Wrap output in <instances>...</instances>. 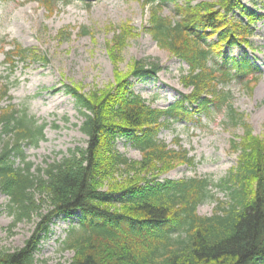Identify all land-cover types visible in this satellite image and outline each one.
Listing matches in <instances>:
<instances>
[{
	"label": "trees",
	"instance_id": "1",
	"mask_svg": "<svg viewBox=\"0 0 264 264\" xmlns=\"http://www.w3.org/2000/svg\"><path fill=\"white\" fill-rule=\"evenodd\" d=\"M33 1L53 12L63 0ZM145 3L153 10L147 31L190 66L182 78L189 92L169 107H154L132 90L129 77H156L162 70L160 62L150 58L135 60L125 75L116 69V82L106 89L85 92L65 84L84 117L81 129L88 136L87 146L36 166L28 160L26 148L46 138L48 122H40L28 105L11 103L13 83H3L0 100L10 101L0 107V186L10 197L17 222L35 213L42 221L24 247L0 248V264H36L35 254L53 219L77 212L79 223L63 240V247L74 251L70 264H264V135L254 133L244 114L234 108L231 93L219 87L238 79L252 90L251 83L260 80L259 69L249 58H230L223 49L252 47L255 23L264 12L250 10L244 0ZM167 3L174 4L179 19L157 14ZM238 10L242 18L236 16ZM135 31L122 25L108 43L115 63ZM29 58L48 60L18 42L5 51V63L12 68ZM251 73L253 80L247 78ZM223 109H228L229 121L245 129L233 145L238 163L221 183L229 200H219L212 216H202L197 209L210 195V179L158 176L177 163H195L188 150L171 147L159 133L174 120L192 119L197 111ZM120 137L142 152L140 160L117 149ZM45 202L49 212L43 214Z\"/></svg>",
	"mask_w": 264,
	"mask_h": 264
},
{
	"label": "rangeland",
	"instance_id": "2",
	"mask_svg": "<svg viewBox=\"0 0 264 264\" xmlns=\"http://www.w3.org/2000/svg\"><path fill=\"white\" fill-rule=\"evenodd\" d=\"M145 1L63 0L49 12L47 7L33 0H0V90L9 80L13 83L11 103L17 107L28 105L40 122H48L46 138L38 146L26 148L28 160L36 166H45L47 159H61L75 147L87 146L88 136L81 129L84 117L74 97L66 92L65 84L78 85L85 92L106 89L115 84L116 69L125 75L135 60L150 58L159 61L162 70L156 77H129L133 91L157 108H167L177 102L183 92H189L182 78L190 66L161 47L147 31L153 10ZM202 1L215 0H194V3ZM244 3L250 10L264 12L262 0H244ZM157 14L180 18L173 3H167ZM235 14L242 18L239 10ZM128 24L136 29L135 35L128 37L120 62L115 63L108 43L112 44L121 26ZM254 27L250 38L253 48L226 46L223 52L230 58H249L259 69L260 80L251 83L255 85L252 90L238 79L219 87L231 93L234 108L244 114L254 133L264 135V18ZM85 29L91 33L84 34ZM212 40H216V36L209 39ZM14 42L37 50L48 60L29 58L12 68L5 63V51ZM247 78L253 80L254 74ZM9 101L7 97L0 100V107ZM227 113L228 109L211 110V113L200 110L192 119L174 120L159 133L160 139L171 147L181 146L188 150L195 157V163H177L158 176L173 180L210 179V195L197 209L202 216H212L219 200H229L221 183L238 163L239 152L233 145L245 128L229 121ZM176 139L180 140L179 144ZM116 147L132 159L142 158V152L127 137H120ZM116 180L123 181L124 177L117 176ZM10 203V197L0 186V248L15 251L33 237L42 218L40 213H35L32 218L17 222ZM43 205L42 213L46 214L49 205L46 202ZM80 217L81 213L77 212L72 217L60 215L53 219L35 254L36 264L72 262L74 251L65 249L63 240L69 228L79 223Z\"/></svg>",
	"mask_w": 264,
	"mask_h": 264
}]
</instances>
